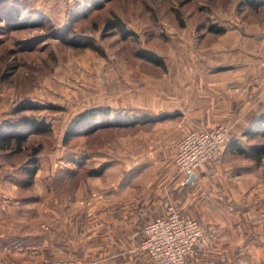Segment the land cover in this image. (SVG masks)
Returning <instances> with one entry per match:
<instances>
[{
	"label": "rangeland",
	"instance_id": "374dc122",
	"mask_svg": "<svg viewBox=\"0 0 264 264\" xmlns=\"http://www.w3.org/2000/svg\"><path fill=\"white\" fill-rule=\"evenodd\" d=\"M114 15L124 20V30L105 27ZM68 36L86 45L67 44ZM142 50L155 52L165 66ZM251 51L264 52V6L254 9L242 0H0V132L33 117L51 125L29 132L22 152L0 150V190L44 203L51 199L54 206V197L87 195L99 181L86 174L79 185L70 182L80 164L88 170L116 157L131 165L143 160L149 175L164 173L175 165L179 114L170 108L179 102L209 98V118L218 117L217 104H223L218 112L225 117L217 125H228L234 138L244 126L232 119L240 102L238 67L250 61L240 54ZM219 81L224 91H218ZM29 102L38 107H20ZM108 106L110 115L100 112L91 123L115 125L84 134L91 124H83L81 134L65 143L80 112ZM130 120L138 123L123 124ZM40 143L32 179L24 167L30 147ZM232 213L229 225L199 220L206 231H216L210 251L226 264H264V226H236ZM201 253L190 256L189 264ZM74 257L85 260L64 258Z\"/></svg>",
	"mask_w": 264,
	"mask_h": 264
},
{
	"label": "crops",
	"instance_id": "0c3cea01",
	"mask_svg": "<svg viewBox=\"0 0 264 264\" xmlns=\"http://www.w3.org/2000/svg\"><path fill=\"white\" fill-rule=\"evenodd\" d=\"M248 53L240 54L250 61L238 67L240 102L232 118L241 127L259 108L264 112V52ZM220 86L224 91L219 81L218 91ZM190 102L170 108L179 114L173 127L179 139L200 124L215 126L225 117L218 112L223 104H217L219 116L209 118V98ZM235 133L234 138L245 144L242 128ZM252 154L228 146L222 156L194 172H180L172 165L164 173L155 168L153 175L143 160L131 165L112 157L102 175L90 176L99 180L90 184V193L58 195L54 206L49 205L51 199L44 203L0 190V264H41L68 255L83 257L89 264H155L142 246L143 228L166 214L171 204L184 215L199 214L198 221L220 225H229L226 219L234 212L236 226L248 224L257 230L264 226V158L259 163Z\"/></svg>",
	"mask_w": 264,
	"mask_h": 264
},
{
	"label": "built area",
	"instance_id": "2783aa9c",
	"mask_svg": "<svg viewBox=\"0 0 264 264\" xmlns=\"http://www.w3.org/2000/svg\"><path fill=\"white\" fill-rule=\"evenodd\" d=\"M232 140L228 125L196 127L177 142L175 166L180 172H194L202 164L222 156ZM143 248L155 264H188V258L210 247L215 230L206 231L194 217L171 204L166 214L148 221L143 228ZM41 264H89L79 257L53 258Z\"/></svg>",
	"mask_w": 264,
	"mask_h": 264
},
{
	"label": "trees",
	"instance_id": "16d2710c",
	"mask_svg": "<svg viewBox=\"0 0 264 264\" xmlns=\"http://www.w3.org/2000/svg\"><path fill=\"white\" fill-rule=\"evenodd\" d=\"M245 4L249 7L258 9L264 6V0H242ZM105 27L107 29H115L119 28L124 30L126 24L124 20L118 16L114 15L109 17L105 21ZM217 32L222 33L225 31L224 27H215L214 28ZM67 44L70 45H86L83 42L76 40L74 37L68 36L64 40ZM93 44H88V46ZM141 55L146 57L147 59L151 60L152 62L159 64L161 66H165L164 60L155 54L152 50H142ZM21 108H36L38 107V103L36 102H29L20 105ZM103 111V112H102ZM104 113V115H110V108L108 107H91L88 109L83 110L80 112L79 116L75 119L74 124L67 130L65 134V143L71 138V136L80 135L81 132L84 134H90L103 126H113L115 122H105L104 124L99 123H91L99 114ZM138 120H130L123 124L125 125H132L137 122ZM90 126L84 127L83 124H87ZM114 123V124H113ZM121 125V124H120ZM51 125L43 119L38 118H27L22 125L19 124H10L7 129L0 132V150H7V149H14L15 152H22L26 146V141L29 132H44L50 130ZM243 134L246 135V139L243 140L246 142L243 144L240 142L239 139L233 138L227 144L226 147L231 146L235 147L239 152H248L249 150L253 151L252 157L257 160L259 163L264 158V112L259 108L258 111L250 118L249 122H247L246 126L242 128ZM254 141V142H252ZM245 145V146H244ZM43 144H37L30 147V160L26 163L24 167V171L29 175L30 178L33 179L34 175L37 172L38 164H37V155L39 154L40 150L42 149ZM109 162H102L100 165L91 163L89 164L88 170L84 169L86 164H80V170L76 172L70 182H73L75 185H79V182L82 181L83 177L87 175H102L104 169L108 166ZM30 178L27 183H30ZM32 181V180H31ZM211 249H202V253L193 259V264H226L223 262V256L218 255L215 251L212 253ZM188 258V264H189Z\"/></svg>",
	"mask_w": 264,
	"mask_h": 264
}]
</instances>
